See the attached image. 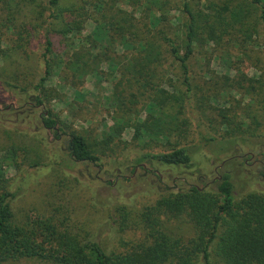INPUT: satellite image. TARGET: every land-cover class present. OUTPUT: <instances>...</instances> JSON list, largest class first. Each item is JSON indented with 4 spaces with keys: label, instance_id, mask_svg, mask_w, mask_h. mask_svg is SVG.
<instances>
[{
    "label": "rangeland",
    "instance_id": "rangeland-1",
    "mask_svg": "<svg viewBox=\"0 0 264 264\" xmlns=\"http://www.w3.org/2000/svg\"><path fill=\"white\" fill-rule=\"evenodd\" d=\"M188 12L186 82L168 40L183 53ZM260 12L251 0H0V166L16 216L57 217L120 251L142 238L139 214L164 193L214 190L228 173L238 198L264 194ZM47 110L57 134L41 123ZM72 132L98 164L69 157ZM181 146L193 167L142 160ZM159 219L175 238L193 234L185 214Z\"/></svg>",
    "mask_w": 264,
    "mask_h": 264
},
{
    "label": "trees",
    "instance_id": "trees-1",
    "mask_svg": "<svg viewBox=\"0 0 264 264\" xmlns=\"http://www.w3.org/2000/svg\"><path fill=\"white\" fill-rule=\"evenodd\" d=\"M251 1L261 6L264 28V0ZM188 15L183 53L168 40L170 52L179 61L186 82V61L193 51L194 36V17L190 12ZM140 45L145 50L146 45ZM145 60L150 62L147 56ZM48 75L46 61L44 74L32 87L31 99L36 106L43 105L41 95ZM46 113L41 115L43 127L57 134L60 131L57 121L49 110ZM66 149L72 160L98 164L99 158L81 134H69ZM142 160L173 168L194 165L192 155L184 146L146 154ZM215 187L209 190L192 185L160 195L154 205L139 214L142 238L118 251L104 248L94 237L51 215L19 219L11 205L17 190L12 189L0 166V264L20 259L48 264H264V194L251 192L238 198L228 173L217 180ZM181 214L189 218L194 229L192 236L183 241L166 232L159 219L160 215Z\"/></svg>",
    "mask_w": 264,
    "mask_h": 264
}]
</instances>
